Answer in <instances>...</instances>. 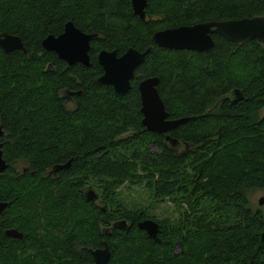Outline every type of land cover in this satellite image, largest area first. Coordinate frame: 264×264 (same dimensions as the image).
Instances as JSON below:
<instances>
[{
    "label": "trees",
    "instance_id": "trees-1",
    "mask_svg": "<svg viewBox=\"0 0 264 264\" xmlns=\"http://www.w3.org/2000/svg\"><path fill=\"white\" fill-rule=\"evenodd\" d=\"M145 13V20L135 15L131 0H0V32L19 36L26 48H0L1 148L9 164L0 173V202L7 203L0 264L89 263V249L104 241L107 264H264V204L253 208L248 198L264 189V44L214 33L210 50L193 51L158 47L151 38L166 27L264 17V0H147ZM67 21L96 34L94 61L100 49L120 55L152 46L125 94L98 82L96 62L66 66L42 47ZM149 76L159 77L168 118H187L165 134L141 123L137 85ZM63 87L81 91L73 110L59 95ZM233 89L242 92L235 102L227 98ZM18 161L26 163L20 171ZM92 181L100 205L82 194ZM125 182L143 187L148 205L127 208L118 192ZM165 201L175 215L157 218L155 205ZM146 218L158 223V242L137 227ZM120 219L127 228L113 226ZM10 228L22 238L7 236Z\"/></svg>",
    "mask_w": 264,
    "mask_h": 264
},
{
    "label": "water",
    "instance_id": "water-1",
    "mask_svg": "<svg viewBox=\"0 0 264 264\" xmlns=\"http://www.w3.org/2000/svg\"><path fill=\"white\" fill-rule=\"evenodd\" d=\"M147 0H131L133 13L145 19L144 8ZM212 33L221 35L228 41L240 43L243 39H255L264 44V17L253 16L239 19H227L220 21H206L194 23L192 25H180L176 27L157 30L152 34V41L159 47L168 49H186L194 51H208L214 46ZM96 34L85 33L77 28L73 22L67 21L60 34H47L41 41L42 47L47 51H53L56 55L64 59L68 64L82 62L89 65L90 40ZM0 48L5 54H10L14 50L26 51L21 38L15 34L0 32ZM152 50V46L143 51L134 47H129L121 55H117L116 50L102 49L97 55L99 64L104 72L98 78V81L111 85L115 93L125 94L131 87L130 81L133 78L135 68L142 62L145 55ZM32 55L30 54V57ZM159 77L149 76L139 81L137 88L140 95V112L142 114L141 123L146 131L163 134L176 128L181 123L187 121L186 117L170 119L165 105L157 90ZM231 102L242 98V92L239 89H233L227 97ZM0 128V134H1ZM165 141L169 144L177 142L176 138L165 136ZM69 162L62 165H55L53 170L67 167ZM9 164L3 158V152L0 144V173L3 172ZM88 200L95 201L97 194L93 189L85 192ZM259 205L264 203V197L258 200ZM6 202H0V213L3 211ZM127 222L124 219L117 220L113 226L127 228ZM137 227L144 230L147 237L159 241L158 223L146 218L137 222ZM108 229H104L107 234ZM9 237L22 238V232L15 228L5 230ZM261 240L264 241V230L261 233ZM93 262L83 264H107L110 257L108 243L103 242V247L91 251Z\"/></svg>",
    "mask_w": 264,
    "mask_h": 264
},
{
    "label": "rangeland",
    "instance_id": "rangeland-1",
    "mask_svg": "<svg viewBox=\"0 0 264 264\" xmlns=\"http://www.w3.org/2000/svg\"><path fill=\"white\" fill-rule=\"evenodd\" d=\"M261 114L264 113V108L260 112ZM150 147V146H149ZM152 148V146H151ZM150 148V151H151ZM26 166V163L23 161H18L17 163L14 164V167H16L17 171L22 170ZM95 181V180H93ZM91 182L90 186L93 188L96 194L99 195V201L100 199V190L94 186L95 182ZM128 186V182H125L119 189L118 192L120 193V196L124 200L122 203L127 206V208L131 209L136 206H146L149 203L150 199V194L148 195V192L141 186H134L133 188L127 189L126 187ZM91 189V188H90ZM264 197V189H253L249 192L248 198L250 205L253 208H256L258 206H263L259 205L258 200ZM100 204L101 201L99 202ZM154 214L157 218H163V217H171L172 215H175V212L173 210V206L171 204V201H165V202H159L157 205H155L154 208Z\"/></svg>",
    "mask_w": 264,
    "mask_h": 264
},
{
    "label": "flooded vegetation",
    "instance_id": "flooded-vegetation-1",
    "mask_svg": "<svg viewBox=\"0 0 264 264\" xmlns=\"http://www.w3.org/2000/svg\"><path fill=\"white\" fill-rule=\"evenodd\" d=\"M146 7V6H145ZM144 11H145V8H144ZM147 14L145 13V19H147ZM140 18V17H139ZM144 19V20H145ZM78 28V27H77ZM166 28H171V27H166ZM166 28H163V29H166ZM63 29H64V26H63ZM63 29H62V31H63ZM81 30V29H80ZM159 30H161V29H159ZM61 31V32H62ZM82 31V30H81ZM157 31V30H156ZM60 32V33H61ZM84 32V31H83ZM59 33V34H60ZM85 33H87V32H85ZM90 34H95V33H90ZM214 33H212L211 34V37H212V35H213ZM96 36V35H95ZM213 38V37H212ZM91 41V40H90ZM156 45V44H155ZM157 46V45H156ZM159 47V46H158ZM164 48V47H163ZM90 50V49H89ZM100 50H102V49H100ZM99 50V51H100ZM105 50H107V49H105ZM99 51L97 52V54H96V59H95V61L93 60V59H91L90 58V56H89V65H85L84 63H82V62H75V63H73V64H68L64 59H61V58H59L62 62H64L65 63V65L66 66H72V65H75V64H78V65H82V66H85V67H90V66H92L93 65V62H96L97 63V65H98V68H99V73H98V77L97 78H99L102 74H103V72H104V70H103V68H102V66L99 64V62H98V59H97V55H98V53H99ZM194 51V50H193ZM55 53V52H54ZM56 54V53H55ZM88 54H89V52H88ZM118 55V54H117ZM121 55V54H120ZM46 68L47 69H53V66H52V63H47L46 64ZM136 69V68H135ZM135 71V70H134ZM72 78H76V75H72ZM98 80V79H97ZM99 82V81H98ZM99 83H101V82H99ZM101 84H103V83H101ZM103 85H107V84H103ZM108 86H111V85H108ZM112 87V86H111ZM80 90H75V89H73V88H70V87H63V88H61L60 90H59V95L63 98V104H64V106H65V108H67V109H69V110H73V109H75L76 108V98H75V95H78V94H80ZM0 128H1V126H0ZM1 134H0V144H1V146L4 144V137H5V132H4V130H2V128H1ZM165 134V133H164ZM166 136V135H165ZM151 146H152V148H151ZM182 146H183V144L177 139V142H175L174 144H171V148L175 151V152H177V151H182ZM151 148V151H153V150H155L156 149V146H155V143L153 142L152 143V145H150V147H149V149ZM53 168H54V166H52L51 168H49L48 170H47V174L49 173V174H51V175H56L57 174V170H53ZM93 189L91 186H85V187H83L82 188V194L85 196V192H86V190H88V189ZM101 201V200H100ZM99 201V195L97 194V198H96V200L95 201H92V202H94V203H96V204H98V205H100V202ZM2 213V212H1ZM1 213H0V215H1ZM128 226V225H127ZM100 248V247H99ZM92 250H95V248L94 249H89V252H90V254H91V251ZM91 257H92V254H91ZM93 262V257H92V261L91 262H89V263H92Z\"/></svg>",
    "mask_w": 264,
    "mask_h": 264
}]
</instances>
